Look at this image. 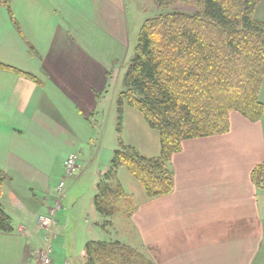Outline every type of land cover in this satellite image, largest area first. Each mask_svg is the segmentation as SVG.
<instances>
[{
  "label": "crops",
  "instance_id": "1",
  "mask_svg": "<svg viewBox=\"0 0 264 264\" xmlns=\"http://www.w3.org/2000/svg\"><path fill=\"white\" fill-rule=\"evenodd\" d=\"M127 9V0H9L0 9V63L21 72L0 69V170L8 177L0 202L15 229L0 232V264H27L43 246L38 218L58 197L49 181L62 175L70 154L79 155L78 175L69 209L56 216L52 264H87L86 244L112 239L94 197L120 142L143 157L160 156V134L127 104L118 131V97L136 44ZM255 17L264 22V0ZM106 110L116 127L108 136ZM263 162L264 112L259 122L232 112L227 133L189 139L173 155L169 195L149 198L120 168L136 211L125 216L133 236L117 241L155 264H264V191L251 179ZM87 173L78 196L74 188ZM72 223L80 229L64 235Z\"/></svg>",
  "mask_w": 264,
  "mask_h": 264
},
{
  "label": "trees",
  "instance_id": "2",
  "mask_svg": "<svg viewBox=\"0 0 264 264\" xmlns=\"http://www.w3.org/2000/svg\"><path fill=\"white\" fill-rule=\"evenodd\" d=\"M152 1L162 12L140 28L118 97V131L127 104L158 131L161 153L146 158L120 142L94 197L106 230L112 228L113 216L130 217L136 211L118 181L120 168L142 184L149 198L167 196L174 189L171 160L183 142L227 133L232 112L250 122H259L264 112V22L255 17L262 0ZM180 5L186 10L176 8ZM1 8H9V0H0ZM0 69L21 74L2 63ZM7 179L0 170V198ZM251 179L264 191V162L254 167ZM14 231L0 202V232ZM86 254L87 264H155L141 250L110 239L89 241Z\"/></svg>",
  "mask_w": 264,
  "mask_h": 264
},
{
  "label": "rangeland",
  "instance_id": "3",
  "mask_svg": "<svg viewBox=\"0 0 264 264\" xmlns=\"http://www.w3.org/2000/svg\"><path fill=\"white\" fill-rule=\"evenodd\" d=\"M127 5H128V9L127 10H128V13H129V16H130V19H131V24H132L131 25V27H132L131 35L133 37L134 43H137L138 34H139L140 28H141L142 24L144 23V21L146 19H148V18H151V17H153L155 15L160 14L162 11L154 6L152 0H127ZM176 8L179 9V10H184V11L186 10V8L181 6V5L180 6H176ZM190 9L191 8H188L187 11L190 10ZM135 46H136V44H135ZM128 66L126 68V71L128 69ZM107 114L108 113H107V110H106V115L105 116H101L102 120L104 122V129L106 131V136H108V134H113L115 132V128H116L115 125H114L113 118L112 117H108ZM109 128H110V132H109ZM96 141H97V134L94 131L93 140L90 143V147H89L91 150H96L95 149L96 144H97ZM85 156H87V155H85ZM84 158H86V157H84ZM86 165L88 166L89 163H86ZM77 166H79V161H78V165ZM77 169H78V167H77ZM64 173H65V170L62 172V175H61V173L60 174H56L55 177H52V179L49 181V186H50L51 190L54 189L55 195H57V187L61 183V181H62V179L64 177ZM76 175H78V174L75 171L73 177L71 179L67 180V182H65V194H64V199L62 200L63 201L62 203H63V207H65L66 210L69 209V207L67 205L72 202L73 197H74V196L73 197H69L68 188L75 181V180H72V179H74ZM88 177H89V173H87L85 176H83V178L81 179L80 183L75 186L74 193L78 194V196H80L83 193H86V189H87V186H88ZM55 200H57V198ZM75 211H76V209H75ZM75 211H74V214H75ZM59 212H61V211H59ZM62 214L64 216L66 213H62ZM110 221L112 223V228L111 229H107V230L103 229L101 227V223L103 222L102 218H101V221H100L101 222L100 223V227L103 230L106 231V233L108 234L109 238L112 237V239L114 241H117L118 239H124L126 237H132L133 236L132 232H129L130 226H128V223H127L128 221H127V219H126V217L124 215H122V214L115 215V216H113L110 219ZM62 223H63L62 225H65V222L63 220H62ZM55 228H56V226H55ZM79 229H80V224L72 223L71 226L69 227V229L64 231V235H67V234L71 235V234L75 233ZM53 230L55 231L54 228H53ZM133 231L135 232L134 228H133ZM45 234L46 233H44V235ZM110 234H112V235H110ZM112 239L110 238V240H112ZM53 247H54V242H53ZM136 249H138V248H136ZM53 250H54V248H53ZM142 252H144V251H142Z\"/></svg>",
  "mask_w": 264,
  "mask_h": 264
},
{
  "label": "built area",
  "instance_id": "4",
  "mask_svg": "<svg viewBox=\"0 0 264 264\" xmlns=\"http://www.w3.org/2000/svg\"><path fill=\"white\" fill-rule=\"evenodd\" d=\"M79 156L72 153L68 156L64 164V177L58 186V197L53 207L47 214L42 215L38 219V227L45 234V242L42 248L34 251L28 264H52L53 263V241L55 238L56 214L62 210V200L64 198L65 182L71 179L77 170Z\"/></svg>",
  "mask_w": 264,
  "mask_h": 264
}]
</instances>
